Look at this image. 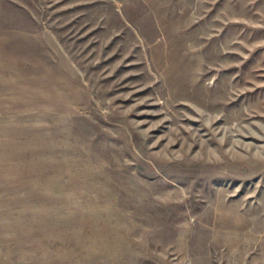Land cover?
<instances>
[{"label":"rangeland","instance_id":"1","mask_svg":"<svg viewBox=\"0 0 264 264\" xmlns=\"http://www.w3.org/2000/svg\"><path fill=\"white\" fill-rule=\"evenodd\" d=\"M0 264H264V0H0Z\"/></svg>","mask_w":264,"mask_h":264}]
</instances>
